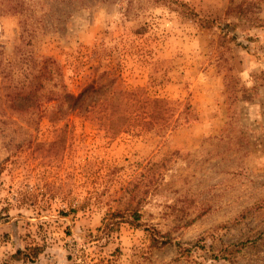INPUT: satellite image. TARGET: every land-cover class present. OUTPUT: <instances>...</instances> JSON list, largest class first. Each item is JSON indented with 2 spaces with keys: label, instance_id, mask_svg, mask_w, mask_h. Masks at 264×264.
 Here are the masks:
<instances>
[{
  "label": "rangeland",
  "instance_id": "1",
  "mask_svg": "<svg viewBox=\"0 0 264 264\" xmlns=\"http://www.w3.org/2000/svg\"><path fill=\"white\" fill-rule=\"evenodd\" d=\"M13 1L0 0V264H264V0ZM20 49L56 59L74 99L94 105L97 80L98 97L142 89L177 126L110 136L104 113L48 93L28 112L9 90Z\"/></svg>",
  "mask_w": 264,
  "mask_h": 264
},
{
  "label": "trees",
  "instance_id": "2",
  "mask_svg": "<svg viewBox=\"0 0 264 264\" xmlns=\"http://www.w3.org/2000/svg\"><path fill=\"white\" fill-rule=\"evenodd\" d=\"M60 1L70 5L74 2L84 5L89 0ZM0 4L3 3L1 2ZM20 50L23 52L21 55L23 59L19 61L16 58L8 61L7 69L11 77L9 80L12 83L16 75H20L21 80L16 85L11 84L9 90L12 91V98L21 96V94L23 95L25 101L24 107L28 112L33 108V104H36L38 100L45 97V93H48L55 95L56 99L62 100L64 103L66 99L72 100L73 104L69 105L71 110L75 113L83 109L81 113L91 120H95L99 112L104 113L105 116L113 120L112 125L115 126L105 127L104 130L110 136L124 132H141L143 129L146 131L153 130L156 133H167L177 126V121L174 120L176 109L173 107L172 102L163 98H152L142 89L127 91L120 85H115L111 89L110 95L103 93L98 97L102 93L103 86L97 80L95 86L92 88V93L95 92L97 94V101H95L94 105L87 103L89 95L85 96V92L74 99V96L65 91L63 69L56 59L37 57L32 52L28 53L22 49ZM112 81L114 79L110 80V82ZM144 103L146 105L141 106ZM135 215L136 222H139L141 219L140 213H136ZM155 235L156 233L152 229L151 236L154 238V241H156ZM43 251V248L37 246L28 247L25 250L18 249L13 255V259H27L33 262Z\"/></svg>",
  "mask_w": 264,
  "mask_h": 264
}]
</instances>
